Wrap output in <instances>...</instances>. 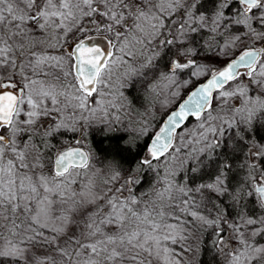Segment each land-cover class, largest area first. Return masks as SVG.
<instances>
[{
  "label": "snow or ice",
  "instance_id": "1",
  "mask_svg": "<svg viewBox=\"0 0 264 264\" xmlns=\"http://www.w3.org/2000/svg\"><path fill=\"white\" fill-rule=\"evenodd\" d=\"M205 235L264 264V0H0V264H204Z\"/></svg>",
  "mask_w": 264,
  "mask_h": 264
},
{
  "label": "trees",
  "instance_id": "2",
  "mask_svg": "<svg viewBox=\"0 0 264 264\" xmlns=\"http://www.w3.org/2000/svg\"><path fill=\"white\" fill-rule=\"evenodd\" d=\"M143 143L144 141H141V144ZM242 175L243 173H241V176ZM204 239L209 240V237L205 235ZM201 247H202V251L199 253V259L203 260L204 264H223L222 257H216L214 259L215 251L211 249L210 240L207 248H205L203 245Z\"/></svg>",
  "mask_w": 264,
  "mask_h": 264
}]
</instances>
